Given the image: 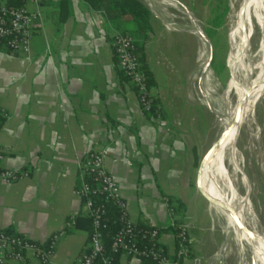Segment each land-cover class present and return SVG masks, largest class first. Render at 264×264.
Returning a JSON list of instances; mask_svg holds the SVG:
<instances>
[{
    "label": "crops",
    "instance_id": "crops-1",
    "mask_svg": "<svg viewBox=\"0 0 264 264\" xmlns=\"http://www.w3.org/2000/svg\"><path fill=\"white\" fill-rule=\"evenodd\" d=\"M58 7L43 8L28 54L12 56L0 46L1 165L27 172L13 182L0 178V229L37 241L58 233L47 264H76L89 246L88 229L65 225L72 214L75 220L87 216L75 194L78 163L89 149L107 146L104 166L121 185L129 219L158 227L170 258L172 223L188 224L191 253L182 264H213L221 241L197 188L211 113L190 87L203 67L198 36L151 19L144 65L164 122L156 126L140 113L135 89L118 72L110 44L117 29L81 0H68L65 18ZM116 264L144 263L119 253Z\"/></svg>",
    "mask_w": 264,
    "mask_h": 264
},
{
    "label": "built area",
    "instance_id": "built-area-1",
    "mask_svg": "<svg viewBox=\"0 0 264 264\" xmlns=\"http://www.w3.org/2000/svg\"><path fill=\"white\" fill-rule=\"evenodd\" d=\"M20 5L10 3V0H0V44L8 54L23 55L30 51L31 39L37 22L44 18L43 8L60 0H19ZM31 4L33 7L28 8ZM167 28L171 27L166 25ZM112 50L116 56L117 66L128 78L135 89L139 101L140 113L147 116L151 113L152 122L161 126L164 122L161 118V108L154 103L149 92L145 74L141 68V62L136 53L135 39L128 32H115L110 41ZM47 58L52 59L50 45L46 44ZM2 116L6 114L2 111ZM109 153V147L104 146L99 150L89 149L79 160V182L75 187V194L91 217L92 229L89 233L88 249L78 258L76 264H112L111 258L105 251L103 242L102 203L95 202L97 194H104V198L112 201L120 210V228L113 235L110 242L112 252H121L129 257L141 259L150 257L155 264H180L190 256L189 225L181 221H174L172 226L177 230L176 236L179 248L175 250V259L169 257L165 248L159 241V229L152 226L149 229L138 230L129 219L126 200L122 193L121 185L117 177L104 166V159ZM4 151L0 147V178L4 182H13L27 172H16L4 168L1 160ZM165 202L167 200L165 199ZM172 212V209H170ZM75 214L65 222L66 226L73 225ZM139 237V239H138ZM58 240V233L51 234L45 241H37L14 231L0 229V264H8L10 261H24L34 258L41 264H47L54 252Z\"/></svg>",
    "mask_w": 264,
    "mask_h": 264
},
{
    "label": "rangeland",
    "instance_id": "rangeland-1",
    "mask_svg": "<svg viewBox=\"0 0 264 264\" xmlns=\"http://www.w3.org/2000/svg\"><path fill=\"white\" fill-rule=\"evenodd\" d=\"M141 1L150 9L152 18H158L165 25H169L172 29L176 28L191 30V21L184 13V10L179 4L165 2L156 6L154 4L152 5L149 1ZM181 1L199 20V24L205 32L206 28H209L212 31V37H209L207 32L206 34L211 40L213 48V72L208 70L205 73V75L203 76V86L204 90H207L208 93H210L211 98L215 101V103H221L224 109H226V101L228 97L230 105H233L236 102L235 91H228L234 68L229 64L227 58L230 52L233 38L235 36V30L237 28L238 22L240 21V13L238 12V4L240 0ZM173 4L177 5L178 7L175 8ZM32 7L33 5H28L29 9H31ZM215 13L220 16L223 13L221 17L222 23L219 26H213L211 22ZM253 24L254 35L251 37L250 45L251 55H253L252 63L256 65V63L259 61V55L257 53L258 44L260 42V39L262 38V34L254 19ZM197 38L199 42V51L201 48V40L199 39V37ZM206 56L207 51L205 50L204 61L206 59ZM261 62L264 63V53ZM239 63L240 64L236 65L235 75L240 78L247 72L249 64L247 59L242 60ZM257 72L258 69L254 70V73L251 74V77L254 78L257 75ZM199 75L200 73L192 75L190 79V87L193 97L200 103H202L201 100H199L201 98V94L198 88ZM215 103L211 102V105L214 107ZM205 108L209 110L207 106H205ZM209 112L211 113V117L208 124L209 131L207 133V142L205 143V147H207L206 149L210 148L214 140L219 135V126L217 125V123H219V118L216 123L214 113L211 112V110H209ZM216 112L219 113L217 105ZM223 128H225V126ZM237 147L239 148V159L243 168V184L240 180H237L236 185L243 196H245V192H249L247 199V205L249 208L247 214L245 215V224L250 230L252 229L260 232L264 229V96L259 99L255 110H253L251 114V123L244 124L240 128ZM209 167L212 174L210 173L208 168L205 167L203 170L202 184L203 187L208 188V190L210 191L214 181L215 168H213L212 166ZM210 194L213 195L212 190L210 191ZM207 208L209 209V212L213 215V218L215 220L214 228L216 229L218 239L219 241L224 242L225 219L223 216H219L215 213V204L207 202ZM227 242V248L225 249L224 255L221 259H217V250L214 252L215 255L212 256V260H214L213 264H222V260L223 264H235L236 257L233 235H231L227 239ZM245 264H249L248 259L247 261H245Z\"/></svg>",
    "mask_w": 264,
    "mask_h": 264
},
{
    "label": "bare ground",
    "instance_id": "bare-ground-1",
    "mask_svg": "<svg viewBox=\"0 0 264 264\" xmlns=\"http://www.w3.org/2000/svg\"><path fill=\"white\" fill-rule=\"evenodd\" d=\"M148 1L156 6L162 4L161 2L152 0ZM166 2L175 3L172 0H167ZM175 4L173 5L177 8L178 6ZM238 12L240 13V21L235 30V36L227 58L229 64L234 68L228 91H235L236 102L230 105L228 97L226 109H224L221 103H215L210 93L204 90L207 99L217 105L219 113L216 112V105L214 104V115L216 123L219 118V123H217L219 126V134L227 127L230 130L220 148L215 149L213 147L203 161L201 166V184L204 168L207 167L211 174L212 172L209 166L215 168L214 181L210 189V191H213L214 196L210 194L208 188L203 187V184L202 187L210 198L211 203L216 205L215 213L223 216L225 219L223 251H217V259H221V256L224 255V251L228 245L227 239L233 235L236 257L235 264H245L247 259L249 264H264V229L260 232L249 229L251 231L249 233L241 226L240 222H237L239 216L245 223V215L249 207L245 203L243 194L240 193L236 185L237 180H240L243 184V168L239 159V148L237 147L240 128L244 124L251 123V114L255 110L259 99L264 96V63L261 62L264 53V0H240ZM253 19L262 34V38L258 44L257 54L259 55V61L256 65L252 63L253 55H251L250 45L251 37L254 35ZM193 28L194 26L191 24L190 29ZM182 30L189 31L187 29ZM205 50L207 51L206 46L201 41V48L199 50V62L201 66L204 64ZM245 59L248 60L249 68H247L245 75L239 78L235 75L236 65ZM256 69H258L257 75L252 78L251 74ZM209 70L213 72V70ZM235 117L237 121L234 123ZM224 126L225 128H223Z\"/></svg>",
    "mask_w": 264,
    "mask_h": 264
},
{
    "label": "trees",
    "instance_id": "trees-1",
    "mask_svg": "<svg viewBox=\"0 0 264 264\" xmlns=\"http://www.w3.org/2000/svg\"><path fill=\"white\" fill-rule=\"evenodd\" d=\"M89 8L100 11L103 13L107 21H109L118 32H128L135 39L136 53L138 54L139 60L141 62V68L146 77L147 86L150 87L154 82L151 78V74L146 70L145 62V53H144V44L148 39L149 32L151 31V19L152 13L150 9L145 5L141 0H81ZM10 3L14 5H20L21 1L19 0H10ZM59 4V15L61 18H65L68 15V0H60ZM223 14V13H222ZM222 14H214L211 22L213 26H219L222 23ZM206 32L209 37H212V31L209 28H206ZM2 47V45L0 44ZM116 66L117 60L114 54ZM118 68V66H117ZM118 72L123 79L128 80L126 75L118 68ZM155 103V101H154ZM152 112L147 114V117H150ZM4 117L0 115V125L2 124ZM197 157H195L196 163ZM96 203H102L104 207V213L102 214V223L105 225L102 228L103 242L105 245V251L111 258V263L116 264L118 254L121 252H112L110 250V242L113 235L120 228L119 208L110 200L104 198V194H97L95 197ZM81 223V224H80ZM77 226H82L85 229L89 230V233L92 229L91 217H80L78 216L74 222ZM135 224V223H134ZM135 227L138 230L149 229L152 226L135 224ZM159 229V228H158ZM10 230V229H7ZM172 230L175 234L176 241V250L179 248L180 244L176 236V228L172 226ZM11 231V230H10ZM160 233V230H159ZM139 239V237H138ZM191 253V251H190ZM175 259V254L171 257ZM144 264H155L154 260L150 257H143L140 259ZM182 264V263H180Z\"/></svg>",
    "mask_w": 264,
    "mask_h": 264
},
{
    "label": "water",
    "instance_id": "water-1",
    "mask_svg": "<svg viewBox=\"0 0 264 264\" xmlns=\"http://www.w3.org/2000/svg\"><path fill=\"white\" fill-rule=\"evenodd\" d=\"M144 1H148V0H144ZM152 1H156V2H161V3H165L167 0H152ZM174 1L176 4H179L182 9L184 10V13L188 16V18L191 21V24L194 26L193 29L189 30L190 32H193L195 35L199 36V38L201 39V41L205 44L206 49H207V56L206 59L204 61L202 70L200 72V75L198 77V81H199V92L201 94V98L199 100H201V102L207 106L209 108V110H211V112H215V107H213L211 105V102L207 99V97L205 96V91H204V86H203V76L205 75V73L211 69H212V60H213V48H212V44H211V40L209 39L208 35L206 34V32L202 29V27L199 24V20L191 13V11L189 10V8L181 1V0H172ZM237 121V118L235 117V121L234 123ZM230 128L227 127L224 130H222L220 132V134L218 135V137L216 138V140H214V142L212 143V145L210 146V148H208L204 154L202 155V157L200 158L199 161V169H198V176H197V188L200 191V193L206 198V200L208 202L211 203L210 198L207 196V194L205 193L202 184H201V166L203 161L206 159V157L209 155L210 151L213 149V147L215 149H219L221 144L223 143V141L225 140V138L227 137L228 133H229ZM248 194L249 192H245V203H247V199H248ZM238 221L240 222L241 226L243 228H245L246 231H248L249 233L251 232L249 230V228H247V226L245 225V223L243 222V220L238 216ZM223 245L224 242L222 241L219 247V251H223ZM222 258V256H221ZM222 264H223V260H222Z\"/></svg>",
    "mask_w": 264,
    "mask_h": 264
}]
</instances>
